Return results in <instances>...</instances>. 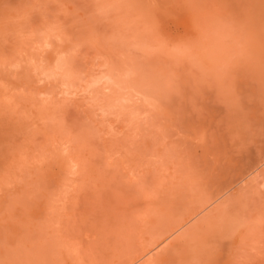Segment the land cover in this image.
Returning a JSON list of instances; mask_svg holds the SVG:
<instances>
[{
    "label": "rangeland",
    "instance_id": "obj_1",
    "mask_svg": "<svg viewBox=\"0 0 264 264\" xmlns=\"http://www.w3.org/2000/svg\"><path fill=\"white\" fill-rule=\"evenodd\" d=\"M0 264H264V0H0Z\"/></svg>",
    "mask_w": 264,
    "mask_h": 264
},
{
    "label": "bare ground",
    "instance_id": "obj_2",
    "mask_svg": "<svg viewBox=\"0 0 264 264\" xmlns=\"http://www.w3.org/2000/svg\"><path fill=\"white\" fill-rule=\"evenodd\" d=\"M110 79V78H109ZM165 239H167V238H165Z\"/></svg>",
    "mask_w": 264,
    "mask_h": 264
}]
</instances>
